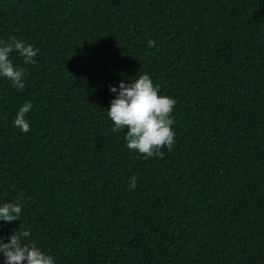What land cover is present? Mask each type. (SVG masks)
Here are the masks:
<instances>
[{
	"label": "trees",
	"instance_id": "1",
	"mask_svg": "<svg viewBox=\"0 0 264 264\" xmlns=\"http://www.w3.org/2000/svg\"><path fill=\"white\" fill-rule=\"evenodd\" d=\"M10 36L39 51L11 54L22 91L0 78V200L23 201L0 237L56 264H264V0H0ZM136 73L176 100L162 157L110 131L107 86Z\"/></svg>",
	"mask_w": 264,
	"mask_h": 264
},
{
	"label": "clouds",
	"instance_id": "2",
	"mask_svg": "<svg viewBox=\"0 0 264 264\" xmlns=\"http://www.w3.org/2000/svg\"><path fill=\"white\" fill-rule=\"evenodd\" d=\"M155 41L147 40V46ZM38 48L31 42L10 36L0 39V78L16 89L23 90L28 73L23 67L14 64L11 54L16 53L24 64H34ZM108 91L114 94L110 99L106 116L111 122L110 131H123L125 146L131 151L143 155L144 159L162 157V148L172 150L175 144L173 109L176 100L159 94V85H155L147 73H137L127 82L121 79L117 85L109 84ZM32 108L30 101H24L15 112L12 124L20 132L30 131L26 114ZM137 177H128V186L135 188ZM22 200H0V222L20 221ZM31 230H14L10 235L0 237V264H56L53 256L34 241L30 240Z\"/></svg>",
	"mask_w": 264,
	"mask_h": 264
}]
</instances>
